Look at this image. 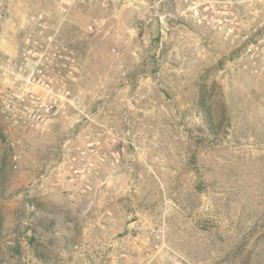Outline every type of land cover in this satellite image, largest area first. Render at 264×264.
<instances>
[{
	"label": "rangeland",
	"instance_id": "rangeland-1",
	"mask_svg": "<svg viewBox=\"0 0 264 264\" xmlns=\"http://www.w3.org/2000/svg\"><path fill=\"white\" fill-rule=\"evenodd\" d=\"M105 4L0 0V56L42 16L80 65L43 135L0 118V264H264V56L179 0Z\"/></svg>",
	"mask_w": 264,
	"mask_h": 264
},
{
	"label": "built area",
	"instance_id": "built-area-1",
	"mask_svg": "<svg viewBox=\"0 0 264 264\" xmlns=\"http://www.w3.org/2000/svg\"><path fill=\"white\" fill-rule=\"evenodd\" d=\"M89 0H63L66 5ZM106 0L103 4L106 6ZM200 26L222 35L241 50L240 61L252 63L264 56V31L253 27L264 13V0H184ZM247 20H239V14ZM37 35L27 34L18 58L0 56V118L10 131L43 135L66 111L77 106L71 84L80 74L76 55L57 45L42 16ZM89 30H92L91 28Z\"/></svg>",
	"mask_w": 264,
	"mask_h": 264
},
{
	"label": "crops",
	"instance_id": "crops-1",
	"mask_svg": "<svg viewBox=\"0 0 264 264\" xmlns=\"http://www.w3.org/2000/svg\"><path fill=\"white\" fill-rule=\"evenodd\" d=\"M179 1H180V6L182 7L181 14H185V15L191 14V12L188 10L189 4L184 3V0H179Z\"/></svg>",
	"mask_w": 264,
	"mask_h": 264
},
{
	"label": "water",
	"instance_id": "water-1",
	"mask_svg": "<svg viewBox=\"0 0 264 264\" xmlns=\"http://www.w3.org/2000/svg\"><path fill=\"white\" fill-rule=\"evenodd\" d=\"M129 227H132V223L129 225Z\"/></svg>",
	"mask_w": 264,
	"mask_h": 264
}]
</instances>
